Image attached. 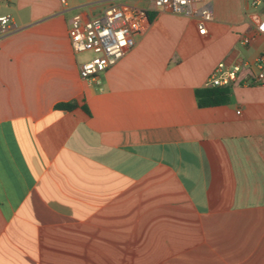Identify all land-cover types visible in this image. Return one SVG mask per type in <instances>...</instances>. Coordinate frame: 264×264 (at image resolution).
Masks as SVG:
<instances>
[{"label":"crops","instance_id":"crops-1","mask_svg":"<svg viewBox=\"0 0 264 264\" xmlns=\"http://www.w3.org/2000/svg\"><path fill=\"white\" fill-rule=\"evenodd\" d=\"M117 1L0 0V264H264V87L195 97L219 63L264 50V0H204L203 35L151 11L124 58L82 80L72 17Z\"/></svg>","mask_w":264,"mask_h":264},{"label":"built area","instance_id":"built-area-1","mask_svg":"<svg viewBox=\"0 0 264 264\" xmlns=\"http://www.w3.org/2000/svg\"><path fill=\"white\" fill-rule=\"evenodd\" d=\"M67 5L66 0H61ZM153 10L137 7L126 0L110 2L98 16L85 18L82 14L72 17L68 36L76 55L90 54L79 65L82 80H95L101 73L115 66L135 46L136 38L150 24V12H166L196 18L199 34L206 33L212 21V11L200 6L204 0H151ZM256 1L254 2V4ZM12 30L9 15L0 16V33ZM256 33L264 35V18L257 24ZM264 87V50L253 64L219 63L205 83L206 88Z\"/></svg>","mask_w":264,"mask_h":264},{"label":"trees","instance_id":"trees-1","mask_svg":"<svg viewBox=\"0 0 264 264\" xmlns=\"http://www.w3.org/2000/svg\"><path fill=\"white\" fill-rule=\"evenodd\" d=\"M231 88H200L195 91L197 104L200 108L226 105L230 101ZM77 107L76 103H62L57 109L71 111Z\"/></svg>","mask_w":264,"mask_h":264}]
</instances>
